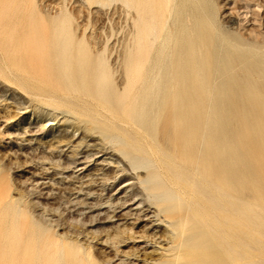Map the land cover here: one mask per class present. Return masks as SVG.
<instances>
[{"label":"bare ground","instance_id":"bare-ground-1","mask_svg":"<svg viewBox=\"0 0 264 264\" xmlns=\"http://www.w3.org/2000/svg\"><path fill=\"white\" fill-rule=\"evenodd\" d=\"M85 1L125 17L117 69L64 5L0 0V77L51 108L41 129L59 113L138 173L107 199L115 224L98 243L141 242L130 264H264V0L242 1L234 26L216 0ZM99 160L113 188L125 169ZM56 237L1 201L0 264H100Z\"/></svg>","mask_w":264,"mask_h":264},{"label":"rangeland","instance_id":"rangeland-1","mask_svg":"<svg viewBox=\"0 0 264 264\" xmlns=\"http://www.w3.org/2000/svg\"><path fill=\"white\" fill-rule=\"evenodd\" d=\"M38 1L51 15L64 5L80 25V33L93 34L100 51L106 48L109 63L117 69L125 41V17L121 12L113 16L112 7L88 4L85 0ZM242 1L216 0L221 20L231 19L234 26L243 18L237 17L236 10ZM50 113V107L44 112L38 110L37 102L19 86L0 77V203L7 196L21 200L27 216L48 227L56 238L91 246L100 264H130L131 254L141 242L130 240L116 248L103 247L98 242L115 224L109 218L113 213L103 207L107 199L115 188L138 173L127 168L118 152L96 133H86L59 113L57 121H52L56 125L41 129L44 121L52 117ZM102 158L118 170L125 169L113 188L101 186L113 173V168L99 165ZM79 162H84L85 170H78ZM133 193L141 196L140 184L134 185ZM133 224L127 225L131 228L128 235L138 239L146 234L143 222ZM158 230L163 238L164 228ZM158 255L159 250L151 257Z\"/></svg>","mask_w":264,"mask_h":264}]
</instances>
